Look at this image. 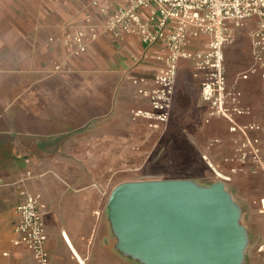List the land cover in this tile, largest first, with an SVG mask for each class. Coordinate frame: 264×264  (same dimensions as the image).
I'll return each instance as SVG.
<instances>
[{"label": "crops", "instance_id": "obj_1", "mask_svg": "<svg viewBox=\"0 0 264 264\" xmlns=\"http://www.w3.org/2000/svg\"><path fill=\"white\" fill-rule=\"evenodd\" d=\"M125 3L0 0V228H13L16 238L21 192L38 196L50 264H139L116 248L105 185L110 171L152 158L158 131H206L207 154L222 164L234 151L225 120L205 123L203 78L195 76L187 59L179 62L168 124L153 130L149 121L133 120L134 111L150 110V100L139 91L154 89L168 53L162 44L110 33L109 19ZM256 23L236 29L226 66L229 85L241 89L243 104L252 110L241 122L263 126L256 136L264 151V80L239 78L251 65L250 32ZM79 34L85 35L87 51L78 55L74 38ZM208 43L203 36L186 50L204 51ZM242 45L248 46L244 60ZM136 79L146 82L137 85ZM229 168L234 175H263L253 174L250 165L236 166L235 172Z\"/></svg>", "mask_w": 264, "mask_h": 264}, {"label": "built area", "instance_id": "obj_2", "mask_svg": "<svg viewBox=\"0 0 264 264\" xmlns=\"http://www.w3.org/2000/svg\"><path fill=\"white\" fill-rule=\"evenodd\" d=\"M254 20L257 23L250 32L252 61L248 70L239 76L242 81L253 76L264 80V0H126L108 21L110 33L116 38L122 34L134 35L147 45L162 44L168 53L165 67L154 78V89L139 91L150 100V110L134 111L133 120L145 119L153 130H161L168 124L179 62L190 60L195 76L203 78L202 99L208 105L205 123L225 120L234 137L233 154L225 159V163L234 167L233 172L237 170L236 166L250 165L253 174L264 175L263 143L256 136L263 131V126L241 122L252 116V110L243 104L241 89L229 85L225 53L227 45L235 39L236 29L249 27ZM203 36L209 40L206 50H186L192 40ZM74 46L78 55L87 51L84 34L74 38ZM145 82L146 79L134 80L137 85ZM204 160L222 175L220 167L208 154L204 155ZM21 196L23 201L17 208L20 221L14 245L30 252L39 264H50L46 249L48 235L39 198L26 190ZM261 213L264 214V199ZM259 252L264 259V244L260 245Z\"/></svg>", "mask_w": 264, "mask_h": 264}, {"label": "water", "instance_id": "obj_3", "mask_svg": "<svg viewBox=\"0 0 264 264\" xmlns=\"http://www.w3.org/2000/svg\"><path fill=\"white\" fill-rule=\"evenodd\" d=\"M109 206L118 248L143 264H242L249 245L241 209L222 184L128 183Z\"/></svg>", "mask_w": 264, "mask_h": 264}, {"label": "rangeland", "instance_id": "obj_4", "mask_svg": "<svg viewBox=\"0 0 264 264\" xmlns=\"http://www.w3.org/2000/svg\"><path fill=\"white\" fill-rule=\"evenodd\" d=\"M235 44L236 38L225 49L229 57L233 56L232 48ZM241 53L244 60L248 55L247 45H242ZM210 143L206 131L198 133L158 131L152 158L143 164L124 165L121 169H114L108 173L105 185L106 215L110 217L109 203L113 191L123 184L171 180L189 181L201 187L222 184L241 209L240 224L247 232L246 225L251 230L249 236L253 243H249L242 264H264L263 254L259 252L260 245L264 244V214L261 213L264 175H251L245 171L234 175L230 173L231 165L214 161L224 173L220 171L223 176H219L204 160ZM108 221L112 227L110 218ZM13 232V228H0V264H37L27 250L15 247ZM113 234L115 235L114 232ZM115 241L117 245L116 235ZM138 263L143 264L141 261Z\"/></svg>", "mask_w": 264, "mask_h": 264}, {"label": "bare ground", "instance_id": "obj_5", "mask_svg": "<svg viewBox=\"0 0 264 264\" xmlns=\"http://www.w3.org/2000/svg\"><path fill=\"white\" fill-rule=\"evenodd\" d=\"M219 176H223V175H219ZM228 179V178H227Z\"/></svg>", "mask_w": 264, "mask_h": 264}]
</instances>
